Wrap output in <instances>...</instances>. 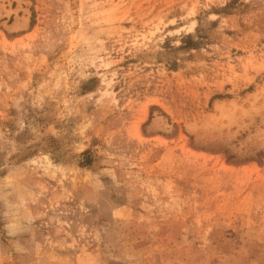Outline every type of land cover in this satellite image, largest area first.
<instances>
[{"label": "rangeland", "instance_id": "374dc122", "mask_svg": "<svg viewBox=\"0 0 264 264\" xmlns=\"http://www.w3.org/2000/svg\"><path fill=\"white\" fill-rule=\"evenodd\" d=\"M0 264H264V0H0Z\"/></svg>", "mask_w": 264, "mask_h": 264}]
</instances>
